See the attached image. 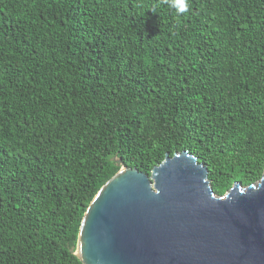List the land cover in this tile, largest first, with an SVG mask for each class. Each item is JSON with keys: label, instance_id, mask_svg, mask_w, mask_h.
<instances>
[{"label": "trees", "instance_id": "trees-1", "mask_svg": "<svg viewBox=\"0 0 264 264\" xmlns=\"http://www.w3.org/2000/svg\"><path fill=\"white\" fill-rule=\"evenodd\" d=\"M184 151L262 176L264 0H0V264H82L101 187Z\"/></svg>", "mask_w": 264, "mask_h": 264}, {"label": "water", "instance_id": "water-1", "mask_svg": "<svg viewBox=\"0 0 264 264\" xmlns=\"http://www.w3.org/2000/svg\"><path fill=\"white\" fill-rule=\"evenodd\" d=\"M71 253L82 264H264V172L218 195L186 151L150 174L122 165L90 202Z\"/></svg>", "mask_w": 264, "mask_h": 264}, {"label": "clouds", "instance_id": "clouds-1", "mask_svg": "<svg viewBox=\"0 0 264 264\" xmlns=\"http://www.w3.org/2000/svg\"><path fill=\"white\" fill-rule=\"evenodd\" d=\"M163 3L178 16L189 11V0H163Z\"/></svg>", "mask_w": 264, "mask_h": 264}, {"label": "rangeland", "instance_id": "rangeland-1", "mask_svg": "<svg viewBox=\"0 0 264 264\" xmlns=\"http://www.w3.org/2000/svg\"><path fill=\"white\" fill-rule=\"evenodd\" d=\"M234 184H235V182L232 184L231 188H233V187H234ZM231 188H230V189H231ZM230 189H228V190H230Z\"/></svg>", "mask_w": 264, "mask_h": 264}]
</instances>
